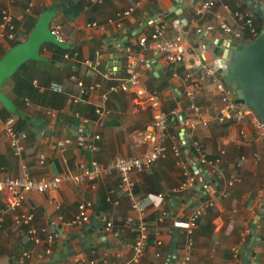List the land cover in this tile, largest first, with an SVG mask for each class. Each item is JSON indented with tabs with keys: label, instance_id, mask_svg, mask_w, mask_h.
Returning <instances> with one entry per match:
<instances>
[{
	"label": "crops",
	"instance_id": "1",
	"mask_svg": "<svg viewBox=\"0 0 264 264\" xmlns=\"http://www.w3.org/2000/svg\"><path fill=\"white\" fill-rule=\"evenodd\" d=\"M53 1L57 9L50 28L57 29L70 54L77 56L65 58L42 45L40 55L44 59L26 61L16 77L4 80L2 91L16 112L9 114L0 103V178L18 176L24 169L34 178L73 174L78 172L75 162L90 168L93 160L104 165L116 155L139 154L144 146H136L132 136L151 122L154 111L146 95L138 93V86L128 84L127 90L113 92L101 101V93L111 85H120L132 72H138L141 84L159 96L160 108L171 116L166 122L165 155L136 175L135 195L144 202H149L146 196L150 193H161L163 199L156 206L147 205L149 240L140 260L132 262L137 213L122 194L114 170L80 185L65 181L56 190L30 192L19 211H31L33 225L38 230L46 228L52 241L48 243V233L40 232L39 242L31 243L27 227L14 222L12 213L6 212L0 228V264H166L172 243L176 259L184 254L188 217L204 199L213 203L198 217L187 264H247L243 257L248 245L260 254L259 261L251 256L249 264H264V143L256 138L250 117L218 119L224 103L216 89V80H222L218 67L223 49L229 42L245 41L251 33L248 27H240L233 13L246 11L254 18L256 3L264 7V0H219L203 10L205 0H104L100 4L76 0L64 2L63 7L61 0H0V21L7 8L17 26L13 37L0 36V53L11 47L17 35L30 32L33 19ZM128 9L131 12L123 14ZM174 20L182 24L184 54L172 63L155 51L151 35L163 25L157 41L173 39L177 34ZM91 22L96 26L88 25ZM220 23L240 35L225 32ZM141 37L146 38L144 43H140ZM123 38L120 47L117 43ZM96 55L101 64L89 69L83 61ZM71 76L85 84L98 83L99 88L80 94ZM189 92L194 94L193 101ZM96 103L103 104L106 111L101 117L94 113ZM180 103L185 117H197L205 123L184 131L187 150L180 145L182 127L173 113L180 109ZM8 116L14 118V129L23 146L19 156L13 154L4 132L3 122ZM67 137L71 144H57ZM81 138L95 143L96 148L77 145ZM200 155L214 161L222 175L205 173L206 165L199 163L204 174L179 189ZM81 202L91 203L86 211L90 221L80 226L69 224ZM3 204L0 192V209ZM128 217L132 220L127 221ZM99 221L102 231L96 228L88 232L81 248V231ZM253 224L259 241L251 240ZM157 240L161 243L156 244ZM234 246L240 259L232 258Z\"/></svg>",
	"mask_w": 264,
	"mask_h": 264
},
{
	"label": "built area",
	"instance_id": "2",
	"mask_svg": "<svg viewBox=\"0 0 264 264\" xmlns=\"http://www.w3.org/2000/svg\"><path fill=\"white\" fill-rule=\"evenodd\" d=\"M95 3H102L104 0H92ZM219 0H205L202 2L201 9H208L215 5V2ZM32 5H29V7ZM29 7L28 10H29ZM131 9H128L123 14H129ZM234 16L237 20L240 21V27H248L249 31L252 33V19L250 14L246 11H235ZM120 15V14H118ZM175 27L177 34L173 39L157 41L158 37L162 34L163 25L157 27L151 35L152 40L154 41L153 47L158 53H163L165 59L168 62H178L182 59L184 54V48L182 46V24L179 20H174L172 22ZM88 25L96 26L95 22H91ZM221 28L228 33H233L236 37L240 35L239 31H233L232 28L224 23H220ZM17 30L16 23L14 22L13 14L6 8L2 11L1 21H0V36H7L9 38L13 37L14 33ZM53 34H56L58 37L57 29H51ZM60 38V37H59ZM61 39V38H60ZM140 43L146 41L145 37L139 39ZM75 54L64 53L65 58H76ZM89 69H96L101 64L99 55H96L93 59H84L83 61ZM71 79L76 82L79 87L80 94L87 95L88 93L94 92L99 88L98 83H89L85 84L83 80L78 79L75 76H71ZM128 84L138 86V93L145 94L150 104V107L154 110L152 115L151 122L140 132L132 136V140L136 146L143 145V150L137 155H116L110 161L101 165L97 161L93 160L91 162V167L89 168L84 162H75V166L78 168V172L62 173L55 174L51 177H40L34 178L30 176L28 171L24 169L23 173L18 176H8L0 178V192L3 194L4 204L0 209V228L2 227L3 215L6 212L12 213V219L14 222L22 224L27 227V233L31 243L39 242V233H48L46 228L38 230L32 223L33 213L31 211H19V208L22 206L26 196L30 192L44 193L49 190L58 189L63 182L69 181L74 185H80L85 181H92L96 179L101 173L108 170H114L117 173L119 180V188L122 194L130 200L131 208L134 209L137 213L136 219V230L137 236L132 242V256L130 261L138 262L142 255L144 254L146 245L149 240V231H148V221L146 217V208L148 204L158 205L162 199L163 195L161 193H150L146 196L149 202H144L142 199H139L135 195V185H136V175L141 173L146 167H149L152 163L162 158L166 152V122L171 116L168 112L160 108V98L154 92H148L146 87L141 84L140 75L138 72H132L128 77L127 81L121 83L120 85H111L106 91L101 93V101H106L109 98V95L117 91H125L128 88ZM216 89L218 90L220 97L224 103L219 120L224 118H233L235 120H242L245 117H250L251 121L255 127V136L260 141L264 143V125L257 118V116L245 105L241 103H235L233 93L231 89L222 81L220 78L216 80ZM188 98L193 101L194 94L193 92L188 93ZM193 110L197 109L193 103L191 104ZM105 109L103 104L96 103L94 104V113L97 117H101L104 114ZM175 116L179 117V122L184 131L193 130L199 124H205L204 121H201L199 118H187L182 119L180 117V109L173 112ZM83 122H87V119H83ZM4 132L8 139V143L13 151V154L19 156L22 151V144L20 142V137L16 130L14 129V118L9 117L5 119ZM99 135H95L94 139L99 140ZM73 141L70 137L59 140L58 145L64 146L69 145ZM77 145L85 147L87 149H95L96 144L92 142H86V140L81 138L78 140ZM187 141L184 136L180 137V145L186 149L188 147ZM197 147V144H195ZM187 150V149H186ZM172 151L175 155H179V150L176 147H172ZM40 162H43V156H40ZM199 163L206 165V172H212L218 176L222 175V172L216 167V163L210 159L205 158L203 155H200L199 162L194 165L192 173L187 176L186 181L179 187V189H185L188 185H191L194 182V177L204 174L202 168L199 166ZM213 201L211 199H204L193 208L191 211L186 227V240L184 242V254L179 259H176L175 255L171 253L167 256L166 264H187L191 257L192 252V239L191 235L193 230L196 227L198 217L203 213V211L211 206ZM90 202H81L77 206V213L75 214L72 221L69 224L82 225L90 221L87 215V208L90 207ZM132 218L128 217L127 221H131ZM109 225V224H108ZM52 241V235L47 234V242ZM161 241L157 240L156 244H160ZM46 253H50V249L46 248ZM232 258L240 259V252L237 247L231 248ZM26 254V253H25ZM119 264H128V262H120Z\"/></svg>",
	"mask_w": 264,
	"mask_h": 264
},
{
	"label": "water",
	"instance_id": "3",
	"mask_svg": "<svg viewBox=\"0 0 264 264\" xmlns=\"http://www.w3.org/2000/svg\"><path fill=\"white\" fill-rule=\"evenodd\" d=\"M76 0H61L60 7L65 4L74 3ZM256 10L262 20V28L260 32L253 38L244 43L235 41L229 42L223 49L222 56L219 61L218 72L220 73L224 83L231 89L235 95L234 102L241 103L248 107L264 125V7L256 3ZM56 1L53 5L44 9L37 17L31 31L27 37L11 46L0 58V103L10 113L16 112V107L10 98L2 91V84L5 79L11 77L14 72L26 61L42 60L40 55V47L44 43H53L61 48H68V44L53 34L50 28V22L56 14ZM166 15V13L164 14ZM120 39L117 45L123 46ZM158 70L159 68H155ZM160 74V73H159ZM178 98V92L174 93ZM180 117L185 118L181 103ZM184 134L183 128L180 129V137ZM207 178V177H206ZM191 191H194L193 189ZM187 197V196H186ZM202 199V198H201ZM190 207V206H189ZM188 206L186 207L189 208ZM99 228L102 231V221L89 225L87 229L81 231L79 240L80 247L84 246V237L88 232ZM255 224L252 225L251 240L259 241L258 235L254 234ZM175 243L171 244L172 254L175 255ZM250 252V254H248ZM251 256H255V261H259L260 254L254 253L247 246L243 257V262L249 264ZM55 257V256H54Z\"/></svg>",
	"mask_w": 264,
	"mask_h": 264
},
{
	"label": "trees",
	"instance_id": "4",
	"mask_svg": "<svg viewBox=\"0 0 264 264\" xmlns=\"http://www.w3.org/2000/svg\"><path fill=\"white\" fill-rule=\"evenodd\" d=\"M254 15H255V17L254 18H251L252 19V26H253V32L252 33H250V35L246 38V40L244 41V40H240V42H241V44L242 43H244V42H246V41H248V40H250V39H253L259 32H260V30H261V28H262V20H261V17L259 16V14L257 13V12H254ZM35 19H33V21L31 22V26H33L34 25V23H35ZM31 31V30H30ZM29 34V32L28 31H26V32H23V33H21V34H19V35H17V37H15V39H13L12 40V42H11V46H13V45H15V44H17V43H19V42H21V41H23L26 37H27V35ZM43 46H48V47H52L53 48V50L54 51H56L58 54H61V55H63L64 56V53H68V54H70L71 53V50L70 49H68V48H61V47H59V46H57V45H53V43H49V42H47V43H44L43 44ZM4 53H0V58H1V56L3 55ZM31 61H33V62H35L36 60H31ZM26 63H23L15 72H14V74H13V76L14 77H16L17 76V74H18V72H19V70L25 65ZM27 78V77H26ZM28 80H31L30 78H27ZM9 112V111H8ZM9 114H11V113H9Z\"/></svg>",
	"mask_w": 264,
	"mask_h": 264
}]
</instances>
